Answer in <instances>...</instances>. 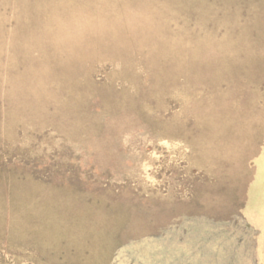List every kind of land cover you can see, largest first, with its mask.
Masks as SVG:
<instances>
[{
  "label": "rangeland",
  "instance_id": "1",
  "mask_svg": "<svg viewBox=\"0 0 264 264\" xmlns=\"http://www.w3.org/2000/svg\"><path fill=\"white\" fill-rule=\"evenodd\" d=\"M0 264H264V0H0Z\"/></svg>",
  "mask_w": 264,
  "mask_h": 264
},
{
  "label": "crops",
  "instance_id": "2",
  "mask_svg": "<svg viewBox=\"0 0 264 264\" xmlns=\"http://www.w3.org/2000/svg\"><path fill=\"white\" fill-rule=\"evenodd\" d=\"M257 186H258V185L255 184L253 187H251V188H252V193H251V195H252V197H253V200H255V198L258 197V196L260 195V191H258ZM252 203H253V202H252Z\"/></svg>",
  "mask_w": 264,
  "mask_h": 264
}]
</instances>
